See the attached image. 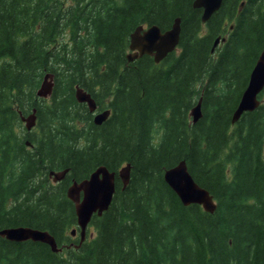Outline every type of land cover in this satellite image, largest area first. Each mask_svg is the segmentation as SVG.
Wrapping results in <instances>:
<instances>
[{"label":"trees","instance_id":"16d2710c","mask_svg":"<svg viewBox=\"0 0 264 264\" xmlns=\"http://www.w3.org/2000/svg\"><path fill=\"white\" fill-rule=\"evenodd\" d=\"M193 1L0 0V229L47 230L62 247L0 236V264H264V88L259 106L231 122L264 49V0H223L206 23ZM177 16L175 51L159 63L127 60L138 25L166 30ZM46 73L54 87L43 99ZM76 86L110 110L103 123ZM34 108L27 131L21 115ZM180 160L215 199L214 213L184 206L165 182ZM127 163V185L116 176L109 208L75 248L67 186ZM65 169L50 183V171Z\"/></svg>","mask_w":264,"mask_h":264},{"label":"water","instance_id":"95a60500","mask_svg":"<svg viewBox=\"0 0 264 264\" xmlns=\"http://www.w3.org/2000/svg\"><path fill=\"white\" fill-rule=\"evenodd\" d=\"M223 0H194L193 7L202 10L201 21L207 22L212 14L216 12ZM181 18L175 17L170 28L161 30L157 24L138 25L129 37V52L126 54L128 61H133L143 55L152 56L156 63L163 60L170 52H173L180 40ZM225 38L217 37L213 46L214 51L220 40ZM54 87V76L46 73L42 79L36 95L47 98L52 94ZM264 88V49L260 52L248 78L247 85L243 90L235 111L232 114L231 122L238 121L244 112L255 110L260 101L259 93ZM75 98L80 103H85L88 110L94 113L97 109L96 102L90 93L79 86L75 87ZM110 115V110L106 109L97 112L93 116L96 125L103 123ZM190 115L192 122L196 123L202 117L201 99L192 107ZM36 109L34 108L27 116L21 115V120L25 128L29 131L36 124ZM130 164L122 166L117 174L110 171L105 165L96 167L87 178L80 181L72 180L66 189V195L74 204L77 227L79 229L80 243L86 235V229L92 216H101L105 212L113 199L116 190V175L124 188L130 176ZM67 169L61 171H50L49 175L54 182L64 179ZM165 182L177 194L184 206L191 204L200 205L205 212L214 213L217 204L208 190L200 186L190 174L185 160H180L176 165L166 169L163 174ZM76 234V228L71 230V235ZM0 236L15 242L31 240L47 244L54 253L60 252V248L54 236L47 230L32 228L29 226H15L0 229ZM76 245L75 247H78Z\"/></svg>","mask_w":264,"mask_h":264},{"label":"rangeland","instance_id":"374dc122","mask_svg":"<svg viewBox=\"0 0 264 264\" xmlns=\"http://www.w3.org/2000/svg\"><path fill=\"white\" fill-rule=\"evenodd\" d=\"M48 179H49L50 183H52V184H56V183H54V182L52 181V179H51L50 177H48ZM90 233L92 234L91 227L88 228V235H90ZM77 237H78V236H76V238H77Z\"/></svg>","mask_w":264,"mask_h":264},{"label":"bare ground","instance_id":"6f19581e","mask_svg":"<svg viewBox=\"0 0 264 264\" xmlns=\"http://www.w3.org/2000/svg\"><path fill=\"white\" fill-rule=\"evenodd\" d=\"M37 111V110H36Z\"/></svg>","mask_w":264,"mask_h":264}]
</instances>
